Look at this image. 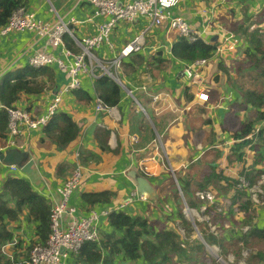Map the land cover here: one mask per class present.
I'll return each instance as SVG.
<instances>
[{
  "label": "crops",
  "instance_id": "obj_1",
  "mask_svg": "<svg viewBox=\"0 0 264 264\" xmlns=\"http://www.w3.org/2000/svg\"><path fill=\"white\" fill-rule=\"evenodd\" d=\"M24 2L25 6L42 21L54 23L60 18L67 22L77 38L91 35L95 30L96 22L85 21L91 14V6L86 0H24ZM168 9L202 30V40L208 43L216 42L220 49L219 56L201 69L210 99L202 103L196 97V86L178 77V71L188 61L179 60L171 54V46L177 35L168 31L166 26L151 28L145 36L143 51L134 54L141 56L143 62L139 64L133 62L131 58L136 57L133 54L124 58L125 65L121 66L118 75L127 88L134 89L145 84L150 92L160 93L158 104H151L149 96L140 90H135L134 100L121 86L119 102L112 108V112H98L95 109L97 93L94 82L82 77L80 89L83 90L85 97L89 96V99H77L70 92L63 95L59 105V110L68 113L79 126L77 137L64 149L56 150L54 144L47 141L44 144L39 142L43 137L42 129L24 130L11 146L9 144L7 146L5 136L0 149L16 147L27 151L28 159L33 161V165L31 173L20 171L15 174L9 172L8 167L0 162V187L7 174L19 175L26 178L30 186L49 203L57 202L59 200L57 188L74 167L79 165L83 174L81 187L79 185L70 198V204L77 208L78 215L86 214L91 209L109 208L110 211L123 210L131 215H142L156 221L162 220L160 211L166 208L168 214L164 218L167 223L163 224L174 227L178 221L173 219L176 204L171 170L175 178L176 175L183 177L190 162H194L196 166L197 163L199 166L203 162L201 167L216 166L218 172L222 171L229 177L240 176L242 168L250 165L252 152L246 151L247 162L244 165L237 161L228 164L227 154L237 140L225 129L238 130L242 122L251 119L246 113L255 112L252 107L235 111L233 113L239 115L238 127L237 124L230 122L232 115L229 114V109L231 104L239 99V92L226 83V77L235 75V60L243 59L242 49L245 46L244 40L241 38L243 42L240 43L241 40L232 35L231 29L239 25L240 31L247 33L252 27L253 30L254 27H262L264 0H178ZM72 19L75 21L71 22ZM147 25L148 20L145 17L136 18L133 22L119 23L110 38L112 48L101 45L94 50L95 55L98 58L112 57L120 50L122 44ZM65 36H68L67 45L64 39L65 47L72 52L79 51L72 37ZM236 39L235 47H238L233 53L229 43L230 40L235 42ZM68 41L72 42L73 49L67 47ZM42 49L69 61L63 56L62 48L46 44L42 38H35L31 32H11L0 36V84L4 77L13 76L19 69L27 66V59L33 52ZM47 67L54 73L51 84L53 88L36 94L21 93L20 98L14 102L16 107L26 109L32 115L44 112L55 90L67 81L64 72L56 65ZM225 94L230 98L223 100ZM136 101L147 112V116ZM141 113L146 120L141 119ZM261 123L262 121L256 126H260ZM101 130L109 132L106 140L108 150L105 151L98 145V141L104 143V140L95 136V132L101 133ZM158 137L161 138L164 147L155 151L154 146ZM215 152L216 154H213ZM80 157L84 162H80ZM263 162L257 164V167L264 168ZM142 164L147 166L149 173L141 169ZM130 170L147 175L145 177L152 182L154 188L153 198L147 196L144 200L140 194L131 196L135 188L128 176ZM261 170H263L261 174H264V169ZM261 174L254 176L253 181L246 179L254 184ZM102 191L113 193L109 201L89 206L81 199L83 192ZM256 222L264 223V210L261 209ZM37 224L38 222L28 218L27 211L20 214L17 219L8 221V229L13 239L6 242L2 249L14 255L16 258L14 264H23L28 257L27 248L37 239L35 234ZM100 226L105 230L109 229L107 216L102 218Z\"/></svg>",
  "mask_w": 264,
  "mask_h": 264
},
{
  "label": "trees",
  "instance_id": "obj_2",
  "mask_svg": "<svg viewBox=\"0 0 264 264\" xmlns=\"http://www.w3.org/2000/svg\"><path fill=\"white\" fill-rule=\"evenodd\" d=\"M24 3V0H0V26L8 20L16 8L25 6ZM238 26L233 27L231 33L241 41L244 40L245 46L242 49L243 59L235 60V75L226 77V83L239 92V99L231 104L230 109L235 112L252 107L255 117L242 122L238 130L225 129L233 139L237 140L230 147L227 162L231 164L237 161L244 165L247 162L246 151L250 150L252 152L251 163L242 168L240 176L253 181L254 176L261 174L263 171L261 169H264L257 167V164L264 159V26L261 22L262 27H254L255 30L252 27L247 33L241 32V26ZM67 37H63L65 41ZM216 45V42L208 43L202 39L189 42L177 36L171 46V54L179 60L192 62L199 58L212 57ZM67 47L73 49L72 42L68 41ZM131 59L137 64L143 62L141 56ZM123 65H125L124 62L121 66ZM129 68L132 69L131 66ZM53 76V71L47 66L35 68L27 65L13 76L7 75L2 79L0 84V141L7 135L8 119L5 107L15 106L14 102L20 98L21 93L36 94L50 90L53 88L51 85ZM94 88L102 103L107 107H114L119 102L121 87L108 75L101 74L95 78ZM71 92L77 99H89V96L85 97L80 88ZM141 119L146 120L143 113H141ZM260 121H262L260 128L256 130L255 126ZM42 131L43 137L39 140L41 144L47 141L54 144L56 150H62L77 137L79 126L68 113L59 110L50 117ZM108 134L107 130H101V133L95 132L97 138L104 140V143L98 141L102 151L108 150L106 144ZM218 155H220L219 151ZM80 162H84L81 157ZM187 166L185 176L176 175L181 196L177 193L175 185H172L176 204L173 219H177V226L184 229V234L178 231L177 226H157L156 221L146 216H134L123 210H111L107 215L109 229L101 228L98 240L82 244L77 253L71 256L68 264L200 262V257L208 253L201 239L197 237V231L192 222L181 212L180 202L182 204V198L189 208L199 211L203 201L195 196V192L206 190L211 184L227 193L222 194L217 190L219 193L216 196L221 202L220 210L215 209L214 211L211 206H206L203 212L200 211L203 217H208V220L194 221L200 236L206 244L216 246L222 255L235 249L238 255L235 258L237 261L243 258L242 252L245 251L247 253L244 258L245 264H264V223L256 222L264 206L255 208L248 191L238 188V178L229 177L222 171L218 172L216 166L207 167L203 174L192 173V170L198 167L194 162H190ZM141 174L147 177L145 173ZM250 181L249 185H252ZM112 194L110 191L83 192L81 199L87 205L92 206L97 202L109 201ZM222 196H224L223 207ZM50 209L51 205L48 200L38 194L26 178L13 174L5 176L0 187V264H14L16 261L14 255L2 249L6 242L13 239L8 229V221L17 219L20 214L27 211L28 218L38 222L35 229L37 239L27 248L29 252L36 242L45 243L48 238ZM239 216H241L240 219L237 218ZM225 224L228 227H224ZM235 225H238L240 229L234 227ZM211 226H214V230H211ZM245 226H248V229L242 231V227Z\"/></svg>",
  "mask_w": 264,
  "mask_h": 264
},
{
  "label": "built area",
  "instance_id": "obj_3",
  "mask_svg": "<svg viewBox=\"0 0 264 264\" xmlns=\"http://www.w3.org/2000/svg\"><path fill=\"white\" fill-rule=\"evenodd\" d=\"M178 0H86L91 6V14L85 21L95 23L93 34L86 35L81 38L74 36L67 22L58 18L54 23L45 22L38 19L33 11L26 6L16 8L8 20L0 26V36L7 35L11 32H31L35 38H42L46 44L52 47L62 48V54L69 61L55 55L46 49L36 50L27 59L28 65L39 68L44 66L56 65L64 72L67 81L55 90L52 99L44 112L39 115H32L28 110L7 106L5 111L7 114V135L6 142L11 146L15 139L19 137L26 129H42L50 119V117L59 110L64 94L70 93L74 89L81 86L82 77H87L94 82V79L101 74L112 77L116 83L124 88L126 93L134 100L135 90H140L149 96L151 104H158L160 93L150 92L149 87L145 84L132 89L123 85L118 75L124 58L130 57L132 54L141 53L145 36L151 28L165 27L168 31L181 36L189 42L202 39L203 31L191 25L183 16L173 14L168 8ZM145 17L148 25L135 34L129 41L122 44L120 50L110 58H98L95 55L96 50L101 45L112 48L110 41L111 35L119 23L133 22L136 18ZM95 19H100L97 21ZM75 20L72 19L71 22ZM264 26V18L262 19ZM72 37L74 43L79 47V51L72 52L64 45V36ZM233 35V34H232ZM234 36V35H233ZM237 38V37H236ZM235 42L230 40V49L236 52ZM243 41H240L242 43ZM215 54L210 58H199L192 62L185 63L178 77L189 84H194L197 88L196 97L202 103H206L210 99L209 89L201 75V69L209 65L212 60L219 56L220 49L217 47ZM116 72V73H113ZM224 99H229V95H223ZM137 102V101H136ZM139 106V103L137 102ZM140 107V106H139ZM112 108L107 107L96 94L95 109L96 111L112 112ZM189 108V107H187ZM142 112L147 116V112ZM259 129V125L255 127ZM135 139V138H134ZM161 138L155 143L154 150L163 149ZM6 146V147H7ZM9 172L18 173L21 170L14 166H7ZM144 172L149 173V169L145 164L141 168ZM82 167L76 165L70 175L65 178L63 183L57 188L59 200L50 203V232L45 243L36 242L29 250L28 257L23 264H68L71 256L77 253L82 244L87 241L98 240L100 233V222L110 212L109 208L97 210L91 209L86 214H77V208L70 204L72 194L78 189L82 180ZM19 176V175H17ZM264 175L261 174L257 183L249 185V181L243 176H238V188L248 191L250 199L255 207L264 206ZM179 190V189H178ZM180 191V190H179ZM140 193L133 191L131 196ZM181 195V193H180ZM142 199L146 200L147 195L140 194ZM195 196L203 201L199 211L203 212L206 206L214 205L217 210L221 208L216 204L218 198L216 194L209 190H197ZM208 220V217H204ZM224 227H228L225 225ZM214 230V226L210 227ZM181 233V228L178 227ZM248 226L242 227V231H246ZM4 249V248H3ZM246 253V252H245ZM247 254V253H246ZM240 264H244L240 260Z\"/></svg>",
  "mask_w": 264,
  "mask_h": 264
},
{
  "label": "rangeland",
  "instance_id": "obj_4",
  "mask_svg": "<svg viewBox=\"0 0 264 264\" xmlns=\"http://www.w3.org/2000/svg\"><path fill=\"white\" fill-rule=\"evenodd\" d=\"M69 26V25H68ZM69 27H71V26H69ZM113 73H116V72H113ZM145 107V106H144ZM130 109H132V107H130ZM234 112V110H231L230 109V113L229 114H231L232 116H230V118H231V123H233V124H237V127H238V122H239V115H235V113H233ZM246 114H248V116H249V118H251V119H254V117H255V114L253 113V112H248V113H246ZM258 141V140H257ZM256 141V142H257ZM258 143V142H257ZM3 144H4V141L2 142V141H0V146L2 147L3 146ZM163 145V144H162ZM164 147V146H163ZM263 147V146H262ZM213 154H216V152L215 153H213ZM263 160L264 159H262L261 160V162H263ZM203 164V162L195 169V170H192V173H194V174H198V172H200L201 174H203L204 172H206V168L205 167H201V166H203L202 165ZM197 165H198V163H197ZM262 167H264V162L262 163ZM264 175V174H263ZM171 177H172V174H171ZM238 178V177H237ZM259 178V177H258ZM258 178L256 179V181H255V184L257 183V180H258ZM172 180H173V182H174V185H175V189L177 190V193L178 194H180V191L178 190V187H177V184H176V181H175V179L172 177ZM82 183V182H81ZM80 187H81V184H80ZM79 188V187H78ZM207 189H209V190H211V191H213L215 194H218L219 192L218 191H220L222 194H225V193H227V192H225L224 190H219L218 188H216V185H214V184H211V185H209L208 186V188ZM218 190V191H217ZM181 200H182V204H181V202H180V208H181V212L184 214V216L188 219V220H190L191 222L192 221H202L203 219L204 220H206L204 217H203V215H201L200 214V211H198V210H196V209H193V208H191L190 210L191 211H188V212H184L183 211V209L185 208V202L183 201V199L181 198ZM216 204L218 205V207L219 208H221V202H220V200L218 199L217 200V202H216ZM223 205H224V196H222V207H223ZM212 208H214L213 210L214 211H216L217 210V208H215L214 207V205H212L211 206ZM216 209V210H215ZM163 212V213H162ZM160 213H161V216H162V220H159V219H157L156 221H157V223H158V225L157 226H163V227H168V226H165L164 224H163V222H165V223H167V220H165V218H164V216H167V214H168V210L166 209V208H162L161 209V211H160ZM160 213H159V215H160ZM239 218V217H238ZM171 222V221H170ZM226 225V224H225ZM175 227V226H174ZM180 227V226H179ZM234 227H236L237 229H240V227L238 226V225H235ZM181 228V231L183 232V234H184V229L182 228V227H180ZM178 231H180L179 229H178ZM198 233L199 232H196V235H197V237H198ZM210 247H207L206 248V250H207V253H208V255H206V254H204V255H202V257H200V262H198V263H196V262H187V263H182V264H240V259L239 260H235V258H237V254H236V252H235V249L234 250H232V251H229V252H227L226 254H221V253H219V250H218V248L217 247H212V245H209ZM215 248V249H214ZM246 256H247V254L245 253V251H243L242 252V259L241 260H243V262H244V264H245V260H244V258H246Z\"/></svg>",
  "mask_w": 264,
  "mask_h": 264
},
{
  "label": "water",
  "instance_id": "obj_5",
  "mask_svg": "<svg viewBox=\"0 0 264 264\" xmlns=\"http://www.w3.org/2000/svg\"><path fill=\"white\" fill-rule=\"evenodd\" d=\"M0 162L6 166L14 165V166L18 167L21 170V172H23V173H31V171H32L31 167L33 165V161L28 159V152L21 150L19 148H16V147H9V148H6L4 150L0 149ZM171 174H172V177L176 181L178 189L180 190L178 183H177V180H176L175 175H174L172 170H171ZM128 176L133 181L134 188H135V191L137 193L145 194L150 198L154 197V188H153L152 182L148 178L139 174L136 170H130L128 172ZM180 193H181V190H180ZM190 209L191 208H189L187 206V204L185 203V208L183 209V211L188 212V211H191ZM192 224L194 226V229L198 232V230L194 224V221H192ZM198 238L201 239V241L203 242V244L205 245L206 248L210 247L208 244L205 243L203 238L200 236V233H198ZM214 247H216V246H214Z\"/></svg>",
  "mask_w": 264,
  "mask_h": 264
},
{
  "label": "bare ground",
  "instance_id": "obj_6",
  "mask_svg": "<svg viewBox=\"0 0 264 264\" xmlns=\"http://www.w3.org/2000/svg\"><path fill=\"white\" fill-rule=\"evenodd\" d=\"M215 249V248H214Z\"/></svg>",
  "mask_w": 264,
  "mask_h": 264
}]
</instances>
